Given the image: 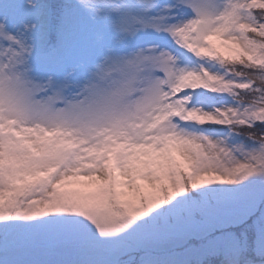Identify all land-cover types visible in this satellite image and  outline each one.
<instances>
[{
	"label": "snow or ice",
	"instance_id": "1",
	"mask_svg": "<svg viewBox=\"0 0 264 264\" xmlns=\"http://www.w3.org/2000/svg\"><path fill=\"white\" fill-rule=\"evenodd\" d=\"M0 264H264V0H0Z\"/></svg>",
	"mask_w": 264,
	"mask_h": 264
}]
</instances>
